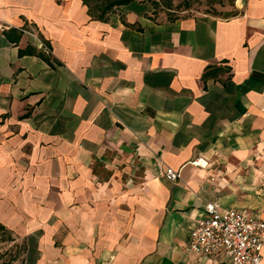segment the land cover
<instances>
[{"label":"crops","instance_id":"0c3cea01","mask_svg":"<svg viewBox=\"0 0 264 264\" xmlns=\"http://www.w3.org/2000/svg\"><path fill=\"white\" fill-rule=\"evenodd\" d=\"M102 8L0 0V225L18 264H230L184 247L207 203L264 218V0Z\"/></svg>","mask_w":264,"mask_h":264},{"label":"built area","instance_id":"2783aa9c","mask_svg":"<svg viewBox=\"0 0 264 264\" xmlns=\"http://www.w3.org/2000/svg\"><path fill=\"white\" fill-rule=\"evenodd\" d=\"M4 28L0 25V32ZM164 176L168 181L176 182L180 179V171L166 168ZM263 245L264 218L210 202L190 231L184 250L209 257L224 254L230 264H264Z\"/></svg>","mask_w":264,"mask_h":264},{"label":"rangeland","instance_id":"374dc122","mask_svg":"<svg viewBox=\"0 0 264 264\" xmlns=\"http://www.w3.org/2000/svg\"><path fill=\"white\" fill-rule=\"evenodd\" d=\"M102 0H90L91 8L97 5L102 7ZM104 1V0H103ZM102 1V3H104ZM157 2L156 8L160 10H171L174 15H180L185 11L217 13L232 3V0H171L167 5L166 0H151ZM1 232V231H0ZM22 240L14 237L10 232L0 233V264H18L22 259L23 254Z\"/></svg>","mask_w":264,"mask_h":264},{"label":"trees","instance_id":"16d2710c","mask_svg":"<svg viewBox=\"0 0 264 264\" xmlns=\"http://www.w3.org/2000/svg\"><path fill=\"white\" fill-rule=\"evenodd\" d=\"M84 1H87V0H84ZM103 1V0H102ZM102 1H101V3H102ZM130 1H133V0H104L103 2L104 3H102V4H104L102 7V12H101V14H100V18H102L103 17V15L108 11V10H110L113 6H115V5H120V4H124V3H128V2H130ZM152 2V4L154 5V6H157V2H154V1H151ZM166 2H167V5H169L170 4V2H171V0H166ZM0 233L1 234H4L5 235V233H7L8 231L3 227V226H1L0 225ZM11 261H14L13 259L12 260H10V263L9 264H11Z\"/></svg>","mask_w":264,"mask_h":264}]
</instances>
